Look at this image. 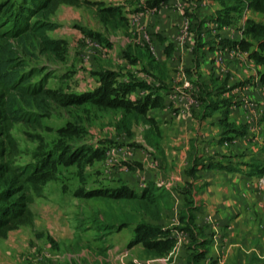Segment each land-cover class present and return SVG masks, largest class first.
Listing matches in <instances>:
<instances>
[{
	"label": "crops",
	"instance_id": "1",
	"mask_svg": "<svg viewBox=\"0 0 264 264\" xmlns=\"http://www.w3.org/2000/svg\"><path fill=\"white\" fill-rule=\"evenodd\" d=\"M82 1L88 4L62 5L53 16L71 26L70 46L83 63L69 74L90 76L72 94L93 95L89 109L109 115L110 135L126 146L116 150L101 137L80 145L100 157L112 147L109 163H119L120 173L114 190L152 188L160 206L152 215L126 204L89 212L101 228L91 240L100 251L87 262L264 264V66L251 58L257 46L235 51L250 42L246 21L264 25V14L245 0L228 12L221 0ZM101 74L124 91L125 106L98 101ZM128 213L132 221L122 225ZM186 215L193 216L191 230ZM141 223L151 228L147 234ZM142 235L170 246L153 254Z\"/></svg>",
	"mask_w": 264,
	"mask_h": 264
},
{
	"label": "trees",
	"instance_id": "2",
	"mask_svg": "<svg viewBox=\"0 0 264 264\" xmlns=\"http://www.w3.org/2000/svg\"><path fill=\"white\" fill-rule=\"evenodd\" d=\"M221 1L231 6L225 8L224 12L241 10L244 6L242 0ZM245 1L253 10L264 14V0ZM87 4L82 0H0V238H5L10 231L31 225L33 214L30 206L34 197L41 194L44 181L49 179L57 166H70L81 161L90 150L85 145L65 140L72 138L81 128H61L65 138L59 145L38 150L32 157V163L17 166L18 143L12 134L18 124L32 129L40 128L42 118L48 115L53 104L59 103L60 107L66 110L92 99L93 95L71 94V97L60 103L58 94L48 87L51 75L40 76L43 70L30 69L26 60L32 55V48L50 55L63 53L65 43L51 39L47 34L59 27L52 18L62 5L79 7ZM244 34L250 42L242 41L240 48L246 50L250 46H257V50L252 51L251 58L258 65L264 66V25L247 20ZM36 75L40 77L34 82ZM100 76L102 87L96 93L98 101L101 103L102 100H109L107 103H114L116 107L125 106L124 91L111 88L109 79L104 74ZM262 81L264 82V73ZM133 109L139 111L140 107ZM91 154L88 161L100 157L97 151H92ZM197 163L196 161L195 165ZM153 192L152 188H147L136 194L121 187L110 191H90L83 196L87 199L124 202L131 210L152 215L160 209L158 197H154ZM186 208L188 211L194 209L191 205ZM184 218L187 219L186 229L191 230L193 216L186 215ZM130 221L132 218L128 213L126 221L121 224L125 225ZM137 228L144 229V234L151 230L144 223ZM146 237L148 236H139V242L153 254L159 255L170 246L168 240L150 241Z\"/></svg>",
	"mask_w": 264,
	"mask_h": 264
},
{
	"label": "rangeland",
	"instance_id": "3",
	"mask_svg": "<svg viewBox=\"0 0 264 264\" xmlns=\"http://www.w3.org/2000/svg\"><path fill=\"white\" fill-rule=\"evenodd\" d=\"M254 18L261 20L259 16ZM52 21L56 24L58 22L56 18H52ZM75 29L86 32L85 27L75 26ZM70 30L71 26L67 28L59 25L57 29L47 33L51 39L65 43L63 53L50 55L32 48V55L26 58L30 69L43 70L40 76L51 75L48 87L55 90L60 103L71 97L72 93L76 94L73 91L80 85L79 82L86 84L90 80V76L86 74L78 79L75 73L69 74L70 71L67 70H75L77 63L83 64L74 56L70 46L74 42ZM66 33L69 34L66 36ZM40 76H34V82ZM82 89L85 87L79 88ZM89 108L91 107L86 102L66 110L59 103L53 104L48 115L42 118L40 128L16 125L12 131L19 150L16 165L32 163V157L38 150L59 145L65 138L60 129H71L73 126L81 128V131L73 134L72 138H66L69 143L94 144L95 139L101 137L112 139L116 150L125 147L123 138L110 135L111 121L104 120L109 119V115L103 117L94 114ZM111 149L112 147L104 148L101 157L94 161H88L92 156V150H89L81 161L70 166L60 164L55 168L54 173L41 186V194L34 197L30 206L33 223L10 231L5 238H0V264H90L87 262L90 252L100 251V245L91 240L93 236L97 237L96 228L99 230L101 227L98 223H92L93 216L88 217L89 212H101L107 207L123 208L119 204H125L107 203L102 199H87L83 196L96 189L114 190L115 183L119 182V163H109ZM115 157L119 159L120 156ZM89 224L91 227H88Z\"/></svg>",
	"mask_w": 264,
	"mask_h": 264
},
{
	"label": "built area",
	"instance_id": "4",
	"mask_svg": "<svg viewBox=\"0 0 264 264\" xmlns=\"http://www.w3.org/2000/svg\"><path fill=\"white\" fill-rule=\"evenodd\" d=\"M235 51H236V55H237L238 53H239V54H243V52H242L240 46H235ZM261 120H262L263 125H264V111H263V113H262V115H261ZM164 261H165L164 259H157V260H155L154 262H156V263H160V262H164Z\"/></svg>",
	"mask_w": 264,
	"mask_h": 264
}]
</instances>
